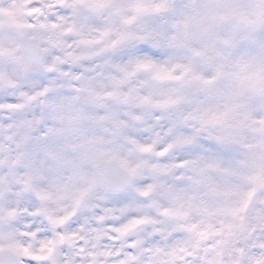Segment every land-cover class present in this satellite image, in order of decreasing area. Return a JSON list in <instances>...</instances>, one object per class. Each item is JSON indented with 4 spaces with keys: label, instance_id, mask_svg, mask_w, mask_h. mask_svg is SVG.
<instances>
[{
    "label": "clouds",
    "instance_id": "9594fccd",
    "mask_svg": "<svg viewBox=\"0 0 264 264\" xmlns=\"http://www.w3.org/2000/svg\"><path fill=\"white\" fill-rule=\"evenodd\" d=\"M0 264H264V0H0Z\"/></svg>",
    "mask_w": 264,
    "mask_h": 264
}]
</instances>
